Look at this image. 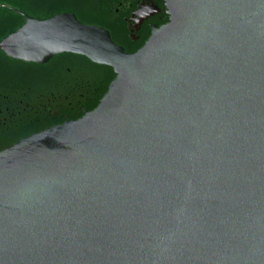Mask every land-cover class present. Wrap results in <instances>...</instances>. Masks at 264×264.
I'll return each mask as SVG.
<instances>
[{
    "label": "water",
    "instance_id": "1",
    "mask_svg": "<svg viewBox=\"0 0 264 264\" xmlns=\"http://www.w3.org/2000/svg\"><path fill=\"white\" fill-rule=\"evenodd\" d=\"M168 7L135 53L69 12L0 43L117 74L97 108L0 152V264H264V0Z\"/></svg>",
    "mask_w": 264,
    "mask_h": 264
},
{
    "label": "trees",
    "instance_id": "2",
    "mask_svg": "<svg viewBox=\"0 0 264 264\" xmlns=\"http://www.w3.org/2000/svg\"><path fill=\"white\" fill-rule=\"evenodd\" d=\"M0 3L12 5L39 20L69 12L84 24L106 29V18L110 16L108 9L89 4L80 13L73 0H0ZM26 22L24 14L0 7V43ZM0 74L13 83L10 88L18 92L16 97L19 101L33 108L31 117L11 130L17 134L15 142L67 121L80 119L86 112L98 107L117 77L112 67L96 64L83 55L64 53L55 56L48 64L40 65L13 59L1 48ZM48 101L49 109L43 110L41 105H48Z\"/></svg>",
    "mask_w": 264,
    "mask_h": 264
},
{
    "label": "flooded vegetation",
    "instance_id": "3",
    "mask_svg": "<svg viewBox=\"0 0 264 264\" xmlns=\"http://www.w3.org/2000/svg\"><path fill=\"white\" fill-rule=\"evenodd\" d=\"M73 1L80 13L83 12V9L87 7L88 4L98 5L108 9L110 16L106 18L105 22L107 30L110 31L114 41L118 45L124 47L129 53L139 51L153 35L156 28H162L171 21L168 0ZM1 5L6 6L0 7H11L9 9L14 11L17 9L9 4ZM24 15L26 17L25 13ZM5 79L6 78L0 74V152L17 143L15 142L17 140V134L12 133L11 130L14 129L15 125L24 124L25 120L31 117L33 111L30 105H26L23 101H19L16 97L18 92L10 88L12 82ZM49 105L48 101V105L42 104L41 108L43 110H48Z\"/></svg>",
    "mask_w": 264,
    "mask_h": 264
}]
</instances>
